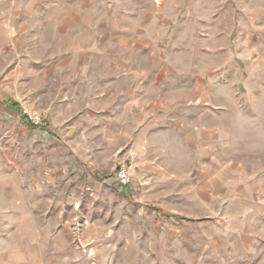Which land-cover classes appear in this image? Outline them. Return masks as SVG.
<instances>
[{"label": "rangeland", "instance_id": "obj_1", "mask_svg": "<svg viewBox=\"0 0 264 264\" xmlns=\"http://www.w3.org/2000/svg\"><path fill=\"white\" fill-rule=\"evenodd\" d=\"M24 8L0 21L40 31L0 52V264H264V0Z\"/></svg>", "mask_w": 264, "mask_h": 264}, {"label": "crops", "instance_id": "obj_2", "mask_svg": "<svg viewBox=\"0 0 264 264\" xmlns=\"http://www.w3.org/2000/svg\"><path fill=\"white\" fill-rule=\"evenodd\" d=\"M31 1V0H0V21L1 20H4L6 19L4 16V9H3V6L4 5H8L10 4L11 6H14L15 8V11L13 13H11V15L9 16V19L12 18L14 20H18V19H22L23 18V14L24 15H27L28 13H26V10L24 8V6L26 4H28V2ZM18 11H22L23 14L21 12H18ZM40 32V31H39ZM39 32H35L34 34H32L31 30H21V31H17V30H3L0 28V38H4V37H8L10 38L9 42H7V45L5 44V40L3 39H0V52H19V51H28L30 50V41H28L29 43L27 45H25L24 49H21V41L19 39H16L18 37H30L32 35L34 36H40ZM54 35V34H53ZM55 37L57 35H54ZM62 36V35H61ZM14 38V40H13ZM57 39V38H55ZM52 42H54V40H52ZM55 48H53L52 50L55 51V52H60L62 51V47L60 45V47L58 45L54 46ZM32 48V46H31ZM33 51H40V52H47L48 51V45L47 43L45 44H40V47H37V48H33ZM124 102L127 101L126 99V94H124ZM80 107L84 110H87V111H93L95 112L96 108H98L99 110L101 111H109L111 109V99H112V96L111 94H103L101 97L99 98H95V96H91V94L89 95H81L80 96ZM124 107H126V103H124ZM12 109H18V104L14 102L13 106L11 107ZM110 117V116H109ZM23 118V124L26 126V127H33L31 126L26 120L24 117ZM44 119V118H43ZM45 126V122H44V125L41 126V127H33L35 129H40V128H44ZM114 178H115V175H114ZM115 181L117 182L118 186L119 187H126V186H121L119 185L118 181L116 180L115 178Z\"/></svg>", "mask_w": 264, "mask_h": 264}, {"label": "built area", "instance_id": "obj_3", "mask_svg": "<svg viewBox=\"0 0 264 264\" xmlns=\"http://www.w3.org/2000/svg\"><path fill=\"white\" fill-rule=\"evenodd\" d=\"M22 115L33 127H41L44 125L43 118L35 112L23 110ZM115 178L121 186H126L129 183V174L124 165H120L118 167L115 172Z\"/></svg>", "mask_w": 264, "mask_h": 264}]
</instances>
